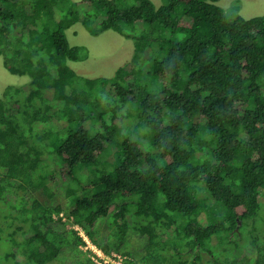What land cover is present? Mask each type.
Masks as SVG:
<instances>
[{
	"label": "trees",
	"instance_id": "16d2710c",
	"mask_svg": "<svg viewBox=\"0 0 264 264\" xmlns=\"http://www.w3.org/2000/svg\"><path fill=\"white\" fill-rule=\"evenodd\" d=\"M218 1L0 0L2 65L29 78L0 97V264H93L75 226L126 264H264V15ZM77 23L130 40V60L79 76L67 63L88 52L65 33ZM129 102L126 134L143 132L117 142ZM53 156L65 216L30 192L51 196Z\"/></svg>",
	"mask_w": 264,
	"mask_h": 264
},
{
	"label": "rangeland",
	"instance_id": "374dc122",
	"mask_svg": "<svg viewBox=\"0 0 264 264\" xmlns=\"http://www.w3.org/2000/svg\"><path fill=\"white\" fill-rule=\"evenodd\" d=\"M155 7H159L166 3V0H150ZM214 5L222 8L227 16H232L233 7L238 6L237 14L240 15L244 19H250L253 17L263 16L264 15V0H219L214 3ZM66 37L68 43L71 46H82L87 49L88 55L85 60L77 61V62H68V66L73 69L79 76L84 78H95V77H111L114 72L126 64L132 55L133 44L130 40H126L123 37L119 36L117 33L113 31H105L100 35L93 37L90 36L85 29L79 24H74L69 29L66 30ZM177 39L180 40L181 36L178 35ZM146 56L150 55V51H146ZM129 68V66H128ZM28 76H18L12 75L8 73L3 65L2 59L0 57V97L4 89L8 86L12 87H21L24 90L26 89V84L28 83ZM110 90L106 93L109 94ZM110 96L111 93H110ZM48 97L49 94H48ZM121 113L126 115V124L127 127L123 128L122 135H118L116 141H121L122 136H130L132 140L138 141V138L142 135L141 132H137L135 135L126 134L127 131H131L133 128V124L136 123L137 118V108L133 102L127 103L122 109ZM37 130H41L43 127L41 124L37 123L34 125ZM125 132V133H124ZM126 134V135H125ZM140 149L143 153H148L146 142L140 144ZM114 151V147H110L108 152L102 156V160L106 162L112 161V153ZM44 158V157H43ZM42 158V160H43ZM63 165L59 164L58 160L55 156L52 157V160L48 161V168L54 172V174L46 179V187L51 193L50 197H47L41 189L31 190L32 197L39 200L44 205L56 206L59 205L62 208V216L66 211H69L72 208V205L66 201L64 198V189L66 181L61 179L60 170L63 169ZM85 174V171L81 172ZM199 195L201 198L208 200L209 203H212L211 200L207 197V193L203 188H200ZM259 201L261 203L260 210L258 211V215L254 218V225L257 230L264 229V202L260 197ZM1 216V214H0ZM98 230L102 229V221H99L96 224ZM81 230L78 231L81 236L79 237L82 241V244L78 246V249L83 253L86 257L90 256L87 253V250L84 247L83 238L89 243L93 244V242L88 239L86 232L82 227ZM168 232L163 238H167ZM215 243V242H214ZM0 251H3L0 249ZM111 253V252H110ZM118 254L116 252H112ZM124 256V255H123ZM126 257V256H125ZM88 258V257H87ZM64 259V258H63ZM130 258L127 256L126 260ZM65 260V259H64ZM66 261V260H65ZM57 264V263H54Z\"/></svg>",
	"mask_w": 264,
	"mask_h": 264
},
{
	"label": "built area",
	"instance_id": "2783aa9c",
	"mask_svg": "<svg viewBox=\"0 0 264 264\" xmlns=\"http://www.w3.org/2000/svg\"><path fill=\"white\" fill-rule=\"evenodd\" d=\"M74 230L77 232V235L80 237L81 234L78 232L81 230L79 226H75ZM82 239V238H81ZM84 247L87 250L88 259L93 264H126V257L120 254L115 253H104L101 249H99L94 244H89L84 238Z\"/></svg>",
	"mask_w": 264,
	"mask_h": 264
}]
</instances>
